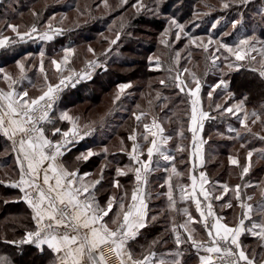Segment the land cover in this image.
Wrapping results in <instances>:
<instances>
[{
  "label": "snow or ice",
  "instance_id": "1",
  "mask_svg": "<svg viewBox=\"0 0 264 264\" xmlns=\"http://www.w3.org/2000/svg\"><path fill=\"white\" fill-rule=\"evenodd\" d=\"M249 0H220L219 7L221 9H229L232 7H242ZM164 0H154V4L150 6L144 0H135L130 7L134 10L135 15L150 12L153 15H160V9ZM103 6L107 10H112L109 0H98L97 6ZM129 5V0H119L118 8H123ZM205 8H212L213 5L205 3ZM80 15L84 13L77 8ZM205 12L203 15H209ZM33 17L37 22L30 26H25L21 29L20 25L6 24L5 28L10 29L14 36L4 35L0 30V49L13 47L19 43H26L31 40H40L49 42L58 36H62L67 29L54 25L55 16L49 17L48 21L40 26L38 23L40 13L33 11ZM197 19L199 13L193 14ZM233 19L231 21V29L234 31L238 25L243 23V19ZM67 19L66 14L61 17V20ZM168 27L161 33L160 43L165 47L171 48L174 43L187 40L185 48L194 46L202 49L205 53H209L206 71L218 70L221 61L219 53L226 52L229 55L224 56V60H229L234 57V62L226 64L229 72L239 71L241 68L249 67L252 72L258 73L259 77L264 80V47L259 49L260 60L251 55V52H256L255 38L245 37L235 44L225 42V38L233 34V31H223L219 36L209 33L207 37L194 35L187 30V25L191 23L198 27L196 19L181 23L175 16L167 18ZM221 24V20L217 19L212 24V29H217ZM225 27H227L225 25ZM125 28V24L121 22L120 31H117L114 38L105 37L109 47L101 54L107 57L112 51V46L117 45L121 39V32ZM87 51L95 56V50L89 46ZM75 54V49L65 47L63 49L62 59H51L50 63L55 66L57 73H60V79L56 83L48 82L46 89L36 97H30L29 92L16 91L26 76V63L32 54L28 53L23 59L16 61V66L19 69L18 76H13L12 73L6 72L0 67V73L3 74V81L7 84V89L0 88V133L11 141L12 149L16 152V161L18 165V179L11 181L8 186L18 189L22 194L20 199L23 200L32 210L31 219L35 221V227L32 230H27L24 236L19 240H5V243L14 245L31 244L38 251L44 252L45 246L52 250L58 256V264H105L104 256L99 252L105 244H111L113 250L121 258V264H157L154 260L155 252H149L143 255L142 259L134 258L133 254L128 250V241L134 240L140 233L141 229L149 226V222H155L157 216L149 217L148 205L146 203V193L144 187L148 183V175L153 171V164L159 167V160L154 161V156H158L163 161H173L174 156L167 154L165 145L171 137L164 136V127L152 118L151 123H144L143 128L146 134H142L144 141L149 142L147 147V159H142L144 153L138 141L135 132L128 136V140L132 142L131 150L127 152L131 163L123 167L117 166L115 176L111 180L112 189L119 193L122 189L120 178L128 176L129 173L134 174L135 187L131 191L130 200L127 192L122 194H113L107 197L106 203L101 205L96 198L98 185H102L104 173L108 165L104 164L100 168L98 178L87 179L92 174L85 172L80 174L79 169L70 170L61 161L60 158L66 152L71 151V147L84 140L94 131L88 125L78 124V117H74L68 110L62 111L57 120L54 122L52 113L57 105L61 94L65 89L75 88L81 81L92 79V73L103 68L107 71L106 62L99 59L89 60L86 67L80 71L71 69L70 57ZM189 55H191L189 53ZM39 72L44 74L45 81L48 80L44 68L45 52L41 50L39 53ZM181 59V51H175L173 63L169 67V72H176L172 78L174 86L179 90V93H185L190 102V128L193 142V157L199 156L203 163V156L200 152L203 141L198 133L202 132L204 121L214 120L216 116L211 115L209 111H205L201 100V90L203 84L200 77L195 72L185 67L182 72L178 65ZM149 65L156 69L161 66V58L159 56H149ZM247 61V65L245 62ZM252 65H256L252 67ZM63 66V67H62ZM67 69V71H65ZM151 70V69H150ZM221 78L211 86L207 96L211 101L213 94L217 89L222 90L227 99L223 103L215 104V112L220 116L229 114L236 116L240 122L241 128L246 133L256 136L259 140L264 141V135L254 133L250 124H256L259 121L264 124V106L262 111L253 110L248 113L246 109L247 97L233 103L234 94L229 91V82L224 77L222 69ZM184 73H187L191 80L187 77L181 78ZM161 85H165V80H160ZM132 84L119 83L117 91L113 99V103L119 101L121 96L125 94L127 89H130ZM157 98L160 94L157 93ZM151 104V101H149ZM139 107V106H137ZM211 108V104L209 105ZM137 122L146 117L148 113L140 111L139 114L133 112ZM241 115L243 119H241ZM249 117H251L249 123ZM59 121H67L70 127L62 129L56 127L55 123ZM45 124H53L49 138L46 134ZM229 132H235L236 138H242L241 132L229 126ZM149 137H151L149 141ZM159 137V139H157ZM123 143V141H122ZM244 145L241 144V148ZM184 151L183 148L179 149ZM255 149L247 152V159L250 161ZM264 156V150H259ZM103 153L105 156L109 154V149L104 147L101 152L94 151L88 148L87 151L81 152L77 157V162H88L92 157L99 156ZM229 162L232 165H237L242 168L241 178L249 173L250 165L241 164L237 156H229ZM195 169V164H193ZM167 172L168 169L166 168ZM173 176L177 178L174 184ZM181 173L177 171L175 164L171 168L165 180L167 192L164 193L167 197L169 209L177 213H182L185 217L184 222L177 224L175 220L172 222V233L175 234V244L177 248L183 243L190 242L191 246L197 250V254L202 251L203 255H199V264H257L255 255L250 256L240 243V236L249 232L252 236L259 238L264 242V202L261 203L260 212L261 218L258 221H252L253 205L246 203L241 197V185H235V200L240 202L239 206L242 209V215L233 225L224 221V218L217 214L213 207L214 201L223 203L224 196L230 191L227 184L222 185V192L219 195L213 196L209 188L205 187L210 184L205 172H199V183L197 175H191L190 191L187 185L179 183ZM4 181L0 180V184ZM165 185H161L163 188ZM214 188L215 186L212 185ZM177 189L179 191L180 202L192 201L195 204V211L199 213V217H194L188 207L178 208L176 199ZM202 197V199H201ZM247 200H252L251 196ZM7 202V201H6ZM232 208V202L224 205ZM116 208L113 217H109V213ZM109 217L111 225L105 220ZM246 221H252L250 226H246ZM193 223H201L206 231V239H197L195 229L191 227ZM180 229L186 234L182 238ZM264 247V244L261 245ZM173 259L169 262L161 258L158 264H182L180 259L182 252L176 251L173 254ZM214 257L216 259H214ZM0 264H10L7 257L0 256ZM259 264H264V258H261Z\"/></svg>",
  "mask_w": 264,
  "mask_h": 264
},
{
  "label": "trees",
  "instance_id": "2",
  "mask_svg": "<svg viewBox=\"0 0 264 264\" xmlns=\"http://www.w3.org/2000/svg\"><path fill=\"white\" fill-rule=\"evenodd\" d=\"M110 1L111 0H109V3ZM150 1L152 0H146L145 3L147 4ZM53 2L54 1L52 0L50 2H44V0H24L21 4L22 6L20 5L18 7V10L21 9L23 16L19 17L14 15L11 19L22 24H24L23 22L30 23L32 21H36L32 15V12L36 11L40 13V22L38 23H41L50 14L67 13L69 11H72L73 9H75L78 0H73L72 3L68 5L52 4ZM176 2H180L179 7H181L183 11L182 14H178L179 21L189 19V17L192 15L191 4L194 3V0H177ZM90 3L91 7L95 6V2L93 3L92 0ZM1 7L2 0L0 1V12L2 9ZM126 7L127 6H124L123 8L112 7V10H107L104 8V11L107 15L112 17L118 16L120 18L114 21V24L111 28H91L94 32L108 30L109 33H116L117 31H120L121 22L125 24V28L121 32L122 38L117 43V45H119L120 52L118 54H113L112 52H110L108 53L106 58L101 56L97 57L99 60L106 62L107 71H105L103 68H98L92 73V79L81 81L76 85L75 88L65 89L61 94L59 100L57 101V105L59 104L64 107L65 110H69L71 115L73 114L75 117H79L81 122L86 121L90 124L98 125L101 122L114 120L113 122L117 124L124 123L121 131L127 132L134 126L135 118L132 113L140 109L136 106V101L140 98V94L135 96V99L130 98L126 102V104L123 103L126 100L128 93L141 91V100H144L145 98L147 99L144 105H147L148 111L152 110V112H158L159 110V114H161L160 116H166V118L169 117L168 124L167 126H165V133L173 138L175 136V129L176 127H178L176 121L179 123L180 121L183 122L186 116V110L181 109V111H177V109H179V104L177 102H174V99L177 100L181 97L187 99V96L185 95V93H179V90L174 86L172 78L176 75V72H169V67L173 63L175 51L180 50L181 59L178 65L179 70L182 72V69L187 67L190 72H195L200 77L203 84L201 90L203 96V104L206 105V108L211 115L216 116V119L206 122L207 130L205 134L208 133L209 128V133L212 130L215 132V134L218 133L223 135H234L235 133L227 131V124H225L224 122L225 119H230L229 124L231 125V122H233L235 125V123L237 124V122H239L237 117L231 116V118H228V115L227 117L225 115L220 116L214 110L216 99L222 94V90L218 89V91L216 92H218L219 95H216V93H214L211 101L207 97V93L211 89L210 83H212L213 78L217 75L214 74L215 76L210 77V72H212V70L206 71L208 57L195 55L192 51L191 46L185 48V39H182V41L178 43H174L171 48L165 47L160 43L161 33L166 28L164 26V23H160V21L155 17L152 18L153 20L151 18H147L144 15L145 13L135 15L134 10L132 9L129 10L128 13H126L124 12L127 9ZM77 8L78 6L76 7V9ZM175 8L176 6H173L171 10L165 8L164 9L165 12L176 15V13L174 12ZM237 8L239 7L224 9L223 12L220 9L218 14L223 15L225 12V18L228 17L234 19L236 18V16L232 11L236 10ZM80 10L82 12L85 11L84 8H81ZM243 15L245 17L248 16V14L245 13ZM100 19L102 20L103 18L101 17ZM195 19L199 26L195 27L191 23H189L187 25V30L190 33L198 36L208 34L209 28L207 29L203 25H205V23L209 21V16L201 15L199 19ZM75 22V24L71 23V25L68 24V22L65 23L70 26L60 25L59 27H63L67 29V31H65L62 36L54 38L52 41L45 42L40 40H31L26 43L16 44L13 47L0 49V65L2 66L7 65L8 63H12L18 57L28 51L32 50V52H37L41 44H43L44 46H48L49 44L53 43L57 46L63 45L64 43H69L70 46L75 45L78 47L79 45H83L84 50L89 46H92L93 49L100 47V51H103L105 49V46L108 44V42L105 40L106 35L98 38L96 35L97 33L91 35L85 34L82 32L84 28L83 25L78 21ZM90 26L91 24L88 27ZM145 27H152V29H148ZM244 29H246L248 34L252 33L253 31V28H251L250 26H246ZM254 29V33L260 36L261 39H264V26H259L258 24V26ZM154 35L156 37L158 35V37H155L154 39ZM147 37L150 38L148 39ZM65 38L66 42L64 40ZM156 42H159L160 45L156 44ZM157 48L162 49V51H156ZM47 50L48 49H46V51ZM84 50L81 49L80 52H83ZM144 51L148 54H151L153 52L157 53V55L161 58V66L159 69L152 68L149 65V60H146L143 57L138 58L132 56V54L140 55ZM124 52L129 53L130 57L125 55ZM189 53L191 55H189ZM234 60V57H230L229 62H234ZM28 61H30V59H28ZM243 63L247 65V61ZM252 67L255 66L252 65ZM217 73L219 74V72ZM224 73H227L224 78L229 82V91L234 94V100H240L244 97H247L245 106L248 113H251L253 110L257 111L258 113L261 112L262 106H264V80L259 77L258 73L250 71L249 67L247 66L241 68L239 71L229 72L228 70H225ZM183 75V78L187 77L189 80H191V77L187 73H184ZM152 77H155L154 82L147 83L148 79ZM206 77H210V82L205 81ZM133 79H137L138 83L132 84V87L130 89H127L125 94L121 96V99L119 101H116V103H113V99L117 91V85L119 83L131 82ZM160 80H165L167 83L165 85H161L159 83ZM154 91L160 94L159 99L157 98L156 94L155 96L152 95ZM164 93H169V95L165 97L167 99V103L163 107L158 108V104L164 99ZM172 94H174L173 97ZM149 101H151V104L149 103ZM210 104L212 106L211 108L209 107ZM185 105L187 107V101ZM101 107H103L104 110H102ZM115 107L118 109L115 112V115L108 116V114L111 113ZM241 117L243 116L241 115ZM99 119L103 121L99 122ZM250 120L251 117H249V123ZM50 126L53 127L54 125L47 124V128H51ZM55 126L64 127L57 124H55ZM250 126L253 130L258 131L261 135L263 134L262 131H264V124H261L259 121H257L256 124H250ZM238 127L240 126L238 125ZM233 135H229L231 139L223 137H212L211 140H209L211 141V143H214L212 144L213 146H211L212 149H217L218 151H220L219 153H227L228 149H224L223 147H226L228 145L235 146V144L239 141L238 139L233 137ZM247 146L249 147L250 143H246L244 145V148H246ZM12 155L13 154L10 143L8 142L7 138L3 136L2 133H0V180L4 181L3 184H0V256L7 257L10 261V264H55L51 251L46 247L44 252L41 253L34 245L31 244L14 245L5 243V240L19 241L24 236L25 231L32 230L35 227L33 225V220L31 219V212L29 208L27 207L25 202L20 199L21 196L19 190L8 186V184L11 181L16 180L18 176V167L12 161ZM260 167L256 166L255 168L259 170ZM207 168L211 177L212 185L215 186L213 188V194L216 193V190L219 187L217 186V184L220 183V181H225L226 175H229V178H236L237 176L235 172V166L232 164H228L227 159L223 156H218L213 160L208 157ZM260 200V196L258 195L254 199L255 204H259ZM238 210L239 208L235 207L228 209L229 213H236L238 212ZM156 229L157 224L154 223L148 226L145 229V232L147 233V236L150 237L157 231ZM165 234V231L161 233V235ZM248 236L250 235L245 234L243 238H245L246 240ZM161 241V239H153L149 243V245L150 247L152 246L156 251H159L162 246ZM248 244L251 248V244L249 243V241ZM181 247L184 248L182 249V264H196V253L189 249V245L185 243ZM259 248L260 245L258 244L257 249Z\"/></svg>",
  "mask_w": 264,
  "mask_h": 264
},
{
  "label": "crops",
  "instance_id": "3",
  "mask_svg": "<svg viewBox=\"0 0 264 264\" xmlns=\"http://www.w3.org/2000/svg\"><path fill=\"white\" fill-rule=\"evenodd\" d=\"M186 100H187V107L185 109L186 110V113H185L186 116H185L183 122L180 121L181 124H178V127H176V128H178V130L181 133L182 137L180 136V139H183L182 141H180L178 143V146H179V148L184 149V151L182 153L184 161L182 162V164L180 166H176L177 171L181 173V176L178 178L179 183L183 184V185H187L189 188V191H190V186H191L190 177H191V175H193V174L197 175V178H198L197 182L199 183V172L203 171V172H205L206 176L208 177V180L210 181V184L206 185L205 187L209 188V191L212 193L213 196H215V195H217V193L213 194L212 181H211V177H210V174H209V171L207 168L208 157H210L213 160V159H216L218 156L219 157L223 156L227 159V163L231 164L229 162L228 157L229 156H237V158L239 160L240 159L243 160L242 162L240 161L241 164L250 165L253 161H249L247 159V152L255 149L257 151L253 152V156H254L256 161H259V160L261 161L259 164L256 165L257 167L261 166L259 170H257L255 168L256 166L254 167L255 171L258 172L257 176H253L252 174H250L251 170H249V173L246 176H243V178H241L242 168L237 166V165H234L235 166V172L237 175L235 180H233V182L231 184H230V182L226 183L227 179H230L229 178L230 176L226 175L225 181H223V182L220 181V183H218L217 186H219L218 189H222L221 186L224 184H227L229 186V189L234 190L235 185L240 184L241 185V197H242V199L244 200V202L251 203L253 205L252 221H258L261 218L260 206H261V203L264 202V156H262L259 152V150H264V141L259 140L256 136H253V135L246 133L244 129H240L241 127L237 128L238 125L241 126L240 122L237 123L238 125L235 123V125L231 124L232 125L231 126L229 124L230 119H225L224 123L227 124L226 128H229V126H231L232 128H234L238 131L240 129L242 138H236V136L233 134H227V135L218 134V135H222V136H219V138L223 137V138L231 139V137L229 135H233V137H235L236 139L239 140L236 144L245 145L246 143H248V144L250 143V146L246 147V148H244V147L241 148V149H245L243 152L244 156H242V154H240V155L237 153L235 154L236 151L234 150L233 145H228V146L225 145L226 147H223V148L224 149L227 148L228 152L224 153V154L219 153L220 151H218L217 149H215V150L212 149L211 146H213L212 144H214V143L213 142L211 143V141H209V140H211L212 137L218 138L215 135V132L211 130V132L213 134H210L211 132L209 133V128H208V133L205 134V132L207 130L206 122L211 121V120H206V121H204V126H203L202 132L198 133V136L203 141H205V143H203L202 147H200V152L203 156V163H201L199 156L193 157V155H192L194 149H193V142H192V133L189 130L191 109H190V102H189L188 98ZM201 100H202V92H201ZM202 105H203L204 110L208 111L207 108L204 106L203 101H202ZM117 110L118 109L116 107L113 109V112H114L113 115H115V112ZM140 111H143V109H139L138 111H136V113L139 114ZM179 111H181V109H179ZM144 112L148 113L146 111V109H144ZM153 117L154 116H152V114H150L149 117L148 116L142 117V120L140 122H137L135 120L133 128L129 129L127 132L121 131L124 123H122V124L118 123L117 124V123L113 122L114 120L105 122V123H108L109 126H106V124L104 125L103 124L104 122H101L98 125L90 124L89 122H86V121H84V124L78 123L80 125H88L91 128H93L94 131L91 133V135L87 136L84 140L80 141L78 144L73 145L71 147V151L66 152L65 155L60 158V161L70 170L78 168L81 175H83V173H85V172L91 173L92 175L87 179L98 178V174L100 172L101 166L104 164H107L108 167L105 170L104 180L102 181V185L97 186L98 190L95 193L98 202L101 205H104L106 203L107 197L109 195L122 194L123 192L128 193L129 200H130L131 191L136 186L134 174L129 173L128 176L120 178V183L122 185V189L119 193H117L116 190L112 189V187H111V180L115 176L114 169L117 166L123 167V166L129 165L131 163L127 152L131 150L132 142L130 140H128V136L133 134V132H135V134L137 135L138 141L142 147V150L144 153L142 159H145V160L147 159V147L149 146V142L144 141L142 138V134H146L145 130L143 128V124L144 123L150 124ZM156 119L159 123L162 124V126L164 127V130H165V123L163 122V120H161L159 117ZM241 119H242V117H241ZM44 126L46 127L45 128L46 134L49 135V138H52L50 135L52 127L50 126L51 128H49V127L47 128V124H45ZM68 127H70V125L66 124L65 127H61V128L67 129ZM253 132L259 133L258 131H255V130H253ZM262 132H264V131H262ZM232 133H235V132H232ZM176 134L178 135L177 132H175V135ZM262 135H264V133ZM164 136L169 137V135H167L165 133V131H164ZM225 136H227V137H225ZM150 139H151V137H149V141H150ZM157 139H159V137H157ZM122 141H123V143H122ZM8 142L10 143L11 149H12L11 141L8 140ZM254 144L256 145L255 147H254ZM104 147H107L109 149V154L107 156H105L103 153H101V155H99V156L92 157L88 162H77L76 161V157L81 152L87 151L88 148H92L94 151L101 152V150ZM164 147H165L167 154L173 156L174 150H171V148H170L171 146L169 145V142H167V144ZM12 154H13L12 155V161L17 165V161H16V155L17 154H16V152L13 151V149H12ZM156 160H159V167H157L155 163L153 164L152 167L154 170L149 173V175L147 177L148 183L144 187V190L146 193V203L148 205L149 217H151L153 215L157 216V220L155 222L150 221L149 226L156 223L157 224V229H156L157 231L155 233H153L152 236L148 237L147 233L145 232L146 228L141 229L140 233L136 236V238L134 240L128 241L127 248L133 254L134 258H137V259H142L143 255H146L149 252H155L156 256L154 257V260L157 261V264H158L159 259L163 258L166 261L170 262L173 259V256L170 254H173L176 251L182 252L181 245L179 248H177V246L175 244V234L172 233L171 228H172L173 220H175V222L177 224H180V223L184 222L185 217L182 215V213H177V212L169 209L167 197H166V195H164V193L167 192V186L165 184V180H166L167 176L169 174H171V168L173 166V161H163L158 156H154V161H156ZM193 164H195V169H193ZM17 167H18V165H17ZM166 168L168 169L167 172L165 171ZM17 179H18V176H17ZM173 181H174V184L177 182V178L175 176H173ZM260 184H261V186H259ZM161 185H165V186L163 188H161L160 187ZM259 188H260V191L262 190L261 194H259L261 200H260L259 204H255L254 199L258 196L257 192L259 191ZM21 195L22 194L20 193V196ZM248 196H251L252 200H250V201L247 200ZM176 199L178 201V204H177L178 208L188 207L189 211L193 214L194 217H197V218L199 217V213H197L195 211L194 202H192V201L180 202L178 189L176 192ZM201 199H202V197H201ZM230 202H232L233 207L239 208L238 212L229 213V211H228L229 208L224 206L228 203L225 196H224L223 203H221L219 201H214L213 207L216 210L217 214L224 218L225 222H228L230 225H233L241 217L242 209L239 206L240 202H238L236 200H231ZM27 207L29 208V210L31 212V217H32V210L30 209V207L28 205H27ZM115 211H117L116 208L113 209V212L109 213V217H113ZM109 217H106L105 220L109 222L110 226H112ZM252 221H246L245 222L246 226H250ZM33 225L35 226V221H33ZM191 227L195 229L197 239H206V231L203 229V225L201 223H193L191 225ZM164 231L166 234L161 235V233ZM180 232L182 234V238L184 236H186V234L183 233V229H180ZM245 234L250 235L247 237L246 240H245V238H243V236H245ZM153 239H161L162 240L161 241L162 246H161L159 251H156L155 249H153L152 246L150 247L149 243ZM239 239H240V243H241L242 247L247 251V253L250 256L255 255L257 262L260 261L261 258H264V247L261 246L262 244H264V242H262L259 238L252 236L251 233H249V232H247V233L245 232L240 236ZM256 240H260L259 245H260V250H263V253H262L263 256H261V254L259 253L260 250L258 251L257 246L255 248H253L250 245L253 249L249 247L248 241L251 244L252 242H254ZM187 244L190 247L189 249L196 253V264H199V255H203L205 253H203L201 251L198 255L197 250L191 246L190 242H188ZM50 251L52 253L55 264H58L57 254L54 253L52 250H50ZM214 259H216V258L214 257ZM89 264H91V262H89Z\"/></svg>",
  "mask_w": 264,
  "mask_h": 264
},
{
  "label": "rangeland",
  "instance_id": "4",
  "mask_svg": "<svg viewBox=\"0 0 264 264\" xmlns=\"http://www.w3.org/2000/svg\"><path fill=\"white\" fill-rule=\"evenodd\" d=\"M23 1L24 0H2V7H1L2 9H1V12H0V30L3 31L4 35L14 36V33H12L10 29L5 28L6 24L10 23V24H15V25H20L21 29H23L25 26H30L32 23L37 22V21H32L30 23L29 22H23L24 24H22V23H19L18 21L16 22L15 20L11 19L14 15L19 16V17L23 16V14L21 12V9L18 10V7L23 3ZM50 1L51 0H44V2H50ZM52 1H54L52 4H63V5L65 4V5H68V4H71L73 0H52ZM145 1L146 0H144V2ZM176 1L177 0H164V3H163V5L161 6V9H160V12H161L160 15H153L150 12H146L144 15L147 18H151V19L155 17V18H157V20L160 21V23H164L165 27H168L167 18L175 16V18L177 20H179L178 19V16H179L178 14H182V12H183L181 7H179L180 2H176ZM90 2H91V0H78V2L76 3V7L78 6V7L84 8L85 11H83L84 12L83 15H80L77 12V9L75 7V9H73L72 11H69L67 13L50 14L44 21H42L39 24H40L41 27H43V25L48 21L49 17L55 16L56 20L53 21V23H54V25H56L58 27L60 25H62V26H70L71 23L75 24L76 23L75 21H78V22H80V24L83 25L84 28H83L82 32L85 33V34L91 35V34H94V33L96 34L97 33L96 35H97L98 38H101V37H103L105 35H106L105 37H108L109 39L114 38L115 33H109L108 30L97 31V32L95 31L94 32L92 29L99 28V27H101L103 29L104 28H111L113 26V24H114V21L119 19L120 17H118V16L112 17V16L107 15L106 12L104 11V8H103L102 5L99 6V7L97 6L98 0H92L93 3L95 2V6L94 7H91V5H90L91 3ZM133 2H135V0H129V5H126L127 9L124 12L128 13V11L131 10L130 5ZM110 3L109 4L112 7L116 8V6L118 5V0H111ZM205 3L211 4V5H213V7L210 8V9L209 8H205L204 7ZM147 4L152 6L154 4V0L150 1ZM219 4H220V0H194V3L191 4V7H192L191 14L192 15L189 17V19H186L184 21L180 20V22L181 23H185V22H189L190 20L195 19L196 17L193 15L194 12H197V13L200 14L199 18H200L201 15H203V13L208 12V13H210L208 15L209 16V21L207 23H205V25H203V26L205 28H207V29L209 28V32H208V34H204V35H200V36L207 37L210 32L213 33L215 36H219L221 34V32H223V31H233L231 29V21L233 20V18H228V17L225 18V16H224L225 12H224L223 15H219L218 12L221 9L219 7ZM171 6L172 7L176 6V8L174 9L175 10L174 12L176 13V15H173V14H170L168 12H165V9L171 10V8H172ZM81 8H79V9H81ZM168 10H166V11H168ZM223 10L224 9H221L222 12H223ZM232 12L236 16V18H234V19H240L241 18V14H244V13L248 14V16L245 17L244 15H242L243 23L238 25L237 29L235 31H233L232 36H229V37L225 38V42L226 43L228 42L229 44H235V43H238V41L240 39H242V38L254 37L255 41H256L255 47H256L257 51L256 52H251L250 54L256 56L257 60H260L259 49L261 47H264V39H261L260 36H258V35H256L254 33L255 32L254 28L257 27L258 24H259V26L260 25L264 26V0H249L247 5L239 7V8H237L236 10H234ZM65 14L67 16V19L61 20V18H59V17H62ZM123 14H125V13H123ZM70 16H72V17H70ZM101 17L103 18L102 20L100 19ZM217 19L221 20V24L218 25L217 29H212L211 26H212L213 23H215V21ZM38 22H40V21H38ZM67 22L70 25L65 24ZM90 24H91V26L88 27ZM225 25L227 27H225ZM246 26H250L251 28H253L252 33H249V34L247 33L246 29H244ZM145 28L152 29V27H145ZM158 35H157V37H158ZM155 37L156 36L154 35L153 38L155 39ZM121 38H122V36H121ZM144 38H146V37H144ZM147 38L149 39L150 37H147ZM153 38H152V41H153ZM64 40L66 42V38ZM184 42H185V44H187V40L186 39L184 40ZM156 44L160 45L159 42L158 43L156 42ZM65 47H72V48L75 49V54L69 58L70 59V65L68 67L71 68V69H75L77 71L86 62H88L89 60L98 59L97 57H100V56L106 58L105 56H103L101 54L105 51V49H107L109 47V45L107 44L103 51H100L101 50L100 47L99 48H95L94 49L95 50V56H94L92 53H89L87 51L88 48L84 50V46L83 45H79L77 47L75 45H73V46L71 45L70 46L69 43L68 44L64 43L63 45H57V46L54 45L53 43L49 44L48 46H46V45L44 46L43 44H41L40 48H39V50L37 52H32V50L28 51V52L24 53L23 55H21L20 57H18L12 63H8L7 65H2V66L0 65V67L4 68L6 72L12 73L13 76H18L19 69L16 66V61L23 59L28 53H31L32 56H31V58H29L30 61H28V60L25 61L27 79L23 80L18 86H16V91L17 92H22L24 90H27L29 92L30 97H36V96H38V95H40L42 93V90L46 89V84L48 82L56 83L61 78L60 77V73H57V71L55 69V66L50 63V60L51 59H58V60L62 59V57H63V49ZM191 47H192V51H193V53L195 55H199V56H203V57H209V53H205L202 49L196 48L194 46H191ZM45 48L48 49V50L46 51ZM81 49L84 50V51L80 52ZM41 50H44V52H45L44 68H45V73L47 74V77H48L47 81H45V79H44V74L39 72V59H40L39 53H40ZM158 50L160 52L162 51V49H160V48L156 49V51H158ZM111 52L113 54H118L120 52L119 45H113ZM96 54H98V55H96ZM124 54L129 56V53L124 52ZM217 55H220L221 61H222L220 63L219 69H222L223 72H224L225 70H227L226 64L229 63V60H224V56H228L229 54L226 53V52H223V53H219ZM132 56L138 57V58L143 57L146 60H148L149 56L155 57V56H158V55H157L156 52L148 54V53H146L144 51L140 55L132 54ZM0 64H1V62H0ZM253 66H256V65H253ZM151 67L156 69L154 67V65L151 66ZM219 69L218 70H212V72H210V77H213V76H215L217 74L213 78L212 83H210L211 86L214 83H216L221 78V74L222 73H221V71ZM65 71H67V69H65ZM217 72H219V74ZM183 76L181 78H183ZM210 77H206L205 81L210 82ZM154 80H155V77H152V78L148 79L147 83L154 82ZM130 83L131 84H136V83H138V80L137 79H133ZM0 88H3L5 90H7V84H6V82L3 81V74L2 73H0ZM217 91H218V89H217ZM138 94H140V98L136 101V106H139L140 109H143V111H144V109H146V111L148 112V115H147L148 117H149V114H152V116H154L156 118L160 117V119L163 120V122L165 123V126H167L168 121H169L168 120L169 117L166 118V116H160L161 114H159V110H158V112H156V111L152 112V110L148 111L147 105H144L145 102L147 101V99L145 98L144 100H141V95H142L141 91H138V92H135V93H128V96L126 97V100L124 101L123 104H126V102L130 98H134ZM155 94L157 95L156 91H154L152 95L155 96ZM168 95H169V93H164L163 94V96H164L163 98L164 99H163L162 102H160L158 104L159 105L158 108H161L164 105H166L167 99L165 97L168 96ZM216 95H219L218 92H216ZM173 96H174V94H172V97ZM225 99H227V96L222 91V94L220 96H218V98L216 99V103H223ZM186 101L187 100L184 97H181L180 99H177V100L174 99V102H177L179 104L178 105L179 109H184V110L186 109V105H185ZM202 101H203V96H202ZM236 101H238V100H233L232 102L235 103ZM121 106H122V104H121ZM204 106L206 107V105H204ZM101 108H102V110H104L103 107H101ZM179 109H177V111ZM64 110H65V108L62 107L61 105L58 104L56 106V108L54 109V112L52 113V117H53V121L54 122L57 120L59 114L62 111H64ZM174 113H175V111H174ZM110 115L113 116V111L108 114V116H110ZM227 115H228V118H231V116H232V115H229V114H225L226 117H227ZM232 117H236V116H232ZM100 118H102V117H100ZM242 119H243V117H242ZM100 121H103V120L99 119V122ZM235 122H236V120H235ZM78 123H83L84 124V122H81L80 119H78ZM231 123H232V125H234L233 122H231ZM55 124H57L59 126L62 125V126L65 127L66 124H68V122L67 121H59V122H57ZM103 124L104 125L106 124V126H109L108 123L104 122ZM176 124L178 126V124H180V123L176 121ZM237 128H239V127H237ZM240 129H242V128H240ZM240 129H239V131H240ZM175 132H177L178 135L176 134L173 138L168 140V142H169V145L171 146L170 147L171 150H174L173 156L175 157V159L173 160V164H175V166H180L182 164V162L184 161V158H183V155H182L183 151L179 150L181 148H179L178 143L180 141H182L183 139H180L181 133L178 130V128L175 129ZM262 133H264V132H262ZM210 134H213V133L211 132ZM215 135L217 137H219V136H222L223 134L222 135H218V133H217ZM255 146L256 145L254 144V147ZM234 150L236 151V152L234 151L235 154L236 153L239 154V155L242 154V156H244L243 152H244L245 149H241V145L240 144H235ZM240 161L242 162L243 160L240 159ZM250 161H253L250 164V170L252 171V172L250 171V174H252L253 176H257L258 172L255 171L254 167L257 164H259L261 161L260 160L256 161L254 156L251 157ZM233 180H235L234 177H232L230 179H227L226 183L230 182V184H231L233 182ZM261 184L259 186H261ZM221 192H222V189H217L216 190L217 195L221 194ZM261 192H262V190L260 191V188H259V191L257 192V194L259 195V194H261ZM225 198H226V200L228 202H230L231 200H235V192H234V190L230 189V191L225 195ZM259 243H260V240H256V241L251 243V246L253 248H255ZM183 244H185V243H183ZM183 244H181V246H183ZM182 249H184V248H182ZM259 250H260V248L258 249V251ZM259 253L261 254V256H263V254H262L263 250H260ZM258 262H260V261H258Z\"/></svg>",
  "mask_w": 264,
  "mask_h": 264
},
{
  "label": "built area",
  "instance_id": "5",
  "mask_svg": "<svg viewBox=\"0 0 264 264\" xmlns=\"http://www.w3.org/2000/svg\"><path fill=\"white\" fill-rule=\"evenodd\" d=\"M86 64L87 62L77 71L84 69L86 67ZM113 247L114 246H112L111 244H105L99 250V252L104 256L105 264H121V258L117 256V254L113 250ZM257 264H259V262H257Z\"/></svg>",
  "mask_w": 264,
  "mask_h": 264
}]
</instances>
